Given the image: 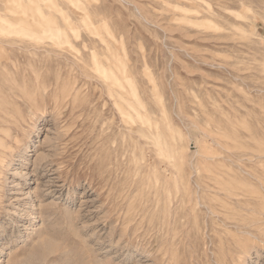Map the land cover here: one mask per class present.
I'll return each mask as SVG.
<instances>
[{
  "label": "rangeland",
  "instance_id": "obj_1",
  "mask_svg": "<svg viewBox=\"0 0 264 264\" xmlns=\"http://www.w3.org/2000/svg\"><path fill=\"white\" fill-rule=\"evenodd\" d=\"M0 160V264H264V0H0Z\"/></svg>",
  "mask_w": 264,
  "mask_h": 264
},
{
  "label": "bare ground",
  "instance_id": "obj_2",
  "mask_svg": "<svg viewBox=\"0 0 264 264\" xmlns=\"http://www.w3.org/2000/svg\"><path fill=\"white\" fill-rule=\"evenodd\" d=\"M7 112V111H6ZM22 116V115H21ZM17 119V118H16ZM26 119V118H25ZM24 119V120H25ZM228 122V121H227ZM239 124V123H238ZM16 125V124H15ZM9 126H11V125H9ZM20 127V126H19ZM16 129V128H15ZM21 129V128H20ZM10 130V129H9ZM13 130V129H12ZM22 130V129H21ZM16 131V130H15ZM216 131V130H215ZM18 132V131H17ZM228 132V131H227ZM14 134V133H13ZM13 134H11V135H13ZM248 134V133H247ZM13 138V137H12ZM218 139V138H217ZM8 140V139H7ZM9 141V140H8ZM222 141V140H221ZM240 141V140H239ZM223 142V141H222ZM17 143H18V141H17ZM11 144V143H10ZM7 145V144H6ZM11 146V145H10ZM8 147V146H7ZM12 148V147H11ZM225 150V149H224ZM247 150V149H246ZM13 151V150H12ZM230 151V150H229ZM243 151V150H242ZM245 151V150H244ZM11 152V151H10ZM226 152V151H225ZM247 152V151H246ZM228 153V152H227ZM240 153V152H239ZM253 153V152H252ZM9 154V153H8ZM12 154V153H11ZM230 154V153H229ZM231 154H233V153H231ZM245 155V154H244ZM252 155V154H251ZM10 156V155H9ZM11 157V156H10ZM263 157V156H262ZM261 157V158H262ZM5 159V158H4ZM256 159H257V157H256ZM255 159V160H256ZM254 160V159H253ZM1 161V160H0ZM212 161V160H211ZM225 161V160H224ZM251 161V160H250ZM229 162V161H228ZM231 162V161H230ZM234 162V161H233ZM233 162H232V164L231 165H233ZM258 162V161H257ZM249 163V162H248ZM256 163V162H255ZM4 164V163H3ZM238 165V164H237ZM8 166V165H7ZM236 166V165H235ZM255 166V165H254ZM6 167V166H5ZM237 167V166H236ZM9 169V168H8ZM7 169V170H8ZM225 170V169H224ZM230 171V170H229ZM244 171V170H243ZM1 172V171H0ZM251 172V171H250ZM262 172V171H261ZM217 173V172H216ZM253 173V172H252ZM250 175V174H249ZM255 175V174H254ZM7 176V175H6ZM250 177V176H249ZM258 177V176H257ZM212 178V177H211ZM253 178V177H252ZM4 179H6V178H4ZM218 179V178H217ZM256 179V178H255ZM254 179V180H255ZM258 180V179H257ZM7 181V180H6ZM260 182V181H259ZM214 183H216V182H214ZM235 189V188H234ZM263 189V188H262ZM210 192H211V190H209ZM235 191H236V189H235ZM213 192V191H212ZM215 193V192H214ZM220 194H222V192L220 193ZM227 198H229V197H227ZM243 200V199H242ZM241 200V201H242ZM256 201H258V200H256ZM235 203V202H234ZM240 204V203H239ZM240 206V205H239ZM238 206V207H239ZM220 210H222V209H220ZM251 212V211H250ZM252 214V213H251ZM264 214V213H263ZM262 215V214H261ZM262 217H263V215H262ZM247 228V227H246ZM249 239V238H248Z\"/></svg>",
  "mask_w": 264,
  "mask_h": 264
}]
</instances>
